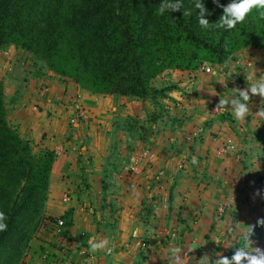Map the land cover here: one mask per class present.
I'll use <instances>...</instances> for the list:
<instances>
[{
    "label": "crops",
    "instance_id": "1",
    "mask_svg": "<svg viewBox=\"0 0 264 264\" xmlns=\"http://www.w3.org/2000/svg\"><path fill=\"white\" fill-rule=\"evenodd\" d=\"M249 50L244 49L241 54L230 59L228 65L219 67L226 74V81L219 71L208 74L200 69L169 70L155 80L154 83L162 77L173 78L176 87L169 94L182 101L185 117L175 126H166L161 130H158V126L162 119L157 124V116L153 118L151 130L156 129L154 137L158 138V142L155 145L151 143L148 148L158 157L137 165L132 175L124 173L122 181H119L117 175L108 172L110 168L100 160L98 152L101 148L96 146L104 145V152L110 150L113 147L111 138L117 135V130L113 131L114 121H120L132 112L141 115L134 105L145 103L149 106V100L141 102L132 97L92 94L74 86L69 94H48L45 103H42V112H39L31 108V105L25 106V99L14 78L17 73L14 71L16 74H11V68L7 75L2 76L3 70L0 72L8 123L23 139L37 144L47 138L43 141L46 144L41 147L47 145L49 149L57 150L58 154L70 121L76 115L73 104L77 92L81 93L80 104L89 114V139L92 141L96 131H102L85 151L87 157L93 155L90 163L86 157L88 164L85 165V178L89 183L99 185L96 191L92 187V212L85 211L78 202L74 204L73 200L70 204L59 201L61 192L58 190V182L65 179L63 175L70 168V173L76 171L75 164L69 167L67 163L66 150L59 154L52 170L54 192H51L46 203L47 216L60 217L72 211L73 224L69 238L64 242L73 251L70 258L75 253L81 255L82 250L84 255L81 261L84 264H222L225 258L235 264L232 258L237 252L233 247L238 246L239 235L251 220L244 208L249 203L251 190L261 189L257 185L252 188L255 176L264 174V95L257 91L260 86L264 88V51L260 52L256 48L253 52L255 57L250 59L253 63L249 60L251 67L247 68L242 59L241 62L237 59ZM230 75L235 76L232 78ZM236 76L238 81H245L244 84L240 83L241 90L236 87L239 84L234 81ZM183 92L187 96H183ZM236 96L238 98L234 102ZM116 103L118 112L113 111L117 108ZM214 104H222L227 114L211 115L208 110ZM241 105L247 111L242 118H236ZM50 110L55 117L52 122L45 119ZM224 115L227 119H224ZM229 119L236 120L244 127L247 125L249 129L239 127L234 132L233 122L225 123ZM101 121L103 126L107 124L102 130L98 128ZM222 124L229 126L222 128ZM74 125L76 128L80 126L78 123ZM206 126L209 129L201 135L203 137L194 138V134L201 127L206 129ZM100 137L104 138L103 141ZM121 137L124 144L120 148L124 154L120 157L127 159L123 161L126 165L134 154L146 147H143L145 145L141 141L131 142V138L123 131L119 134ZM169 138L172 143L177 139L179 141L171 146L167 141ZM228 138L233 139L234 149L219 157L218 149ZM117 145L114 144L119 148L120 141ZM105 154L110 157L108 152ZM182 157H186V160ZM249 160L253 165L248 163ZM246 164L256 168V173L252 174L254 178L248 183L250 186L246 184L247 172L243 170ZM235 193L238 195L236 202L241 200V203L235 202L236 205L234 203L231 210L225 212L223 219L218 218V206L231 203L229 201ZM238 208L242 209L243 215L237 213ZM234 216H240V221L237 222ZM250 239V243L255 242V239ZM142 243L147 247L143 248ZM260 248L261 245H251L244 252L249 256L264 255ZM58 259H61L60 256L55 258V262ZM81 261L79 259L78 264ZM241 264H248L247 259L242 260Z\"/></svg>",
    "mask_w": 264,
    "mask_h": 264
},
{
    "label": "trees",
    "instance_id": "2",
    "mask_svg": "<svg viewBox=\"0 0 264 264\" xmlns=\"http://www.w3.org/2000/svg\"><path fill=\"white\" fill-rule=\"evenodd\" d=\"M239 2L0 0V50L21 47L92 94L147 101L168 70L223 66L241 50L264 47V7L236 20L226 9ZM55 161L52 151L36 157L9 125L0 82V264L22 263L42 223Z\"/></svg>",
    "mask_w": 264,
    "mask_h": 264
},
{
    "label": "rangeland",
    "instance_id": "3",
    "mask_svg": "<svg viewBox=\"0 0 264 264\" xmlns=\"http://www.w3.org/2000/svg\"><path fill=\"white\" fill-rule=\"evenodd\" d=\"M248 49L250 50L246 54L241 55L242 57L239 56L240 58H238L237 61L241 62V59H242L244 62V65H246L247 68L248 67L250 68L251 64L249 63L250 62L253 63L252 60L250 59L251 57H255V54L253 52L256 50V47L251 46ZM257 49H259L260 52L264 51V47H260ZM243 51L244 50H241L235 53L230 59H232L236 54H239V53L241 54V52ZM229 62L230 60L227 63L229 64ZM210 65L213 66V68L216 71H219L220 75L221 76L223 75V80L226 81L227 76L226 74L222 73V71L219 68L220 66L214 65V64H210ZM9 68L13 69L11 74L17 73V76L14 78L17 81V86H19L18 89L21 90L23 94V98L25 99V103H26L25 106L29 107V105H31V108H33L35 111L42 112V108H43L42 103H45L46 96H48V94H50L51 92H57V93L59 92V94L60 93L62 94L64 92V94H69V92L74 90V86L79 87L77 86V84L74 82V80L71 77L63 76V75H59L55 73L48 67V65L45 62L38 60L35 56H33L31 52L21 47H18L16 45H10L6 49L0 50V72L3 70L2 76L7 75V73L10 70ZM225 73H227V71ZM230 76L234 78L235 75H230ZM172 79H173L172 77L168 79V77L166 76V77H162L158 79L156 83H154L155 81L153 82V87L155 88L156 91L158 90L157 91L158 93L155 94L156 98L157 97L158 98L156 100L154 99L149 100L151 102V105L149 106L145 103L143 105H139V104L134 105V107H136L138 111L141 112L140 113L141 115H134L132 112V114H128L127 116L123 117L122 120L114 121L115 125H113V131L117 130L116 131L117 135L115 138H111L113 147H111L110 150H106L104 152L105 150L103 147L104 145L103 146L101 145V147L100 145L96 146L98 148H101V151L98 152L100 154V160L106 164L107 168H110L109 170L107 169L108 172H111L112 174L118 176L117 178L119 179V181L120 180L122 181L123 179L122 176L124 173L125 174L130 173V175H132V173L136 172L133 170V168L134 169L138 168V166L136 167L132 165L133 164L132 159H129L127 164L124 165L123 161H125L126 158L120 157L121 155L124 154V151L120 148L121 145L123 146L124 144L123 137L119 138V134L121 131L125 132L128 138L129 137L131 138L130 139L131 142L141 141L143 145H145L143 147H146V149H150L148 147L151 143L155 145L158 142V138L154 137L155 136L154 131H156V129H154L153 131L151 130L153 128V124H154L153 118L155 116H157L156 120L158 121L155 122L157 124L159 123V119H162L158 126V130H161V128L163 129L166 126H170V127L175 126L178 122L182 121L183 118L185 117V114L183 113L185 109L182 108L183 107L182 101L171 96L169 94V91L167 92V94H164V95H163V91H160L166 88H170V89L175 88L176 86H175V83H173ZM238 80H239L238 76H236L234 81L239 82V84L238 83L236 84V87L238 90H241L242 86L240 85V83L244 84L245 81H238ZM70 87L73 89H71ZM261 88L262 87L260 86L259 89H257L259 94H260ZM153 92L155 91L153 90ZM80 94L81 93H78V92L75 93L76 102L75 104H73V108H74L73 111L74 112L76 111V115H74L70 121V125H69L70 127L67 130L68 133L67 135H65V139H64L65 141H63L64 144L60 146L61 149L59 148L58 154L56 153L57 150L55 148L54 150H56V152L53 151L52 149H49L48 148L49 146L47 145L46 147H41L46 144L43 141L47 140V138H43L41 140V143H37V144L31 143V147L33 150V154L36 157H42L45 153L52 151V152H55L56 159L57 157L59 158L60 156L59 154H62L64 150H66L65 155L67 156V163L69 164V167L75 164L76 171L73 173H70V170H71L70 168L69 171H67L63 175V177L65 178L64 180H62L63 184L60 181L58 182V186H59L58 190L59 192H61L60 193L61 199L59 201L65 204H70V201L73 200L74 204L78 202L79 205H81L82 209L83 208L85 209V211L89 210V212H92V206H94V202L90 198L91 193H92V187L96 191L97 188H99L98 187L99 185H97V183L95 182L89 183L88 180L85 178V172H86L85 165L88 164L86 163V157L88 155L85 154V151L88 149L89 146H91V143L93 142L94 138H96L97 135L99 136V134L102 133V131H96L97 133L95 137H92V141L89 139L90 138L89 137L90 119H88L89 114L86 112V109L83 108V106L79 102V97H81ZM158 95H163V96H158ZM183 96H187V93L183 92ZM4 97H5V91H4ZM237 98L238 96L235 97L234 102L237 100ZM135 100L141 101L136 98ZM141 102H146V101H141ZM152 102L156 105H154ZM5 104H6V100H5ZM115 105H117V103ZM78 108L81 109V111L85 113L84 116H80V110H78ZM113 111L118 112V105H117V108H114ZM53 118H55L53 116V111L52 110L48 111L45 119L52 122ZM224 119H227L226 115H224ZM230 121L233 122L232 126L234 128V132H236L239 127H244L243 125H240L236 120H232V119L227 120L225 123L230 122ZM77 123L80 126L76 128L74 124H77ZM100 123H101V126H98V128L100 129L107 126V124L103 126V121H101ZM204 123L205 122H203L202 124ZM228 124H231V123H228ZM222 125H223L221 126L222 128L224 127L228 128L229 126L225 124H222ZM207 127L208 126H206V129L204 130L203 134H205L208 131L209 128ZM245 127L243 129H249V126L245 125ZM201 128H204V127H201ZM104 132L105 130L103 131V133ZM152 137H154V139L151 141L150 138ZM202 137L203 136L199 137V139ZM229 138L225 139L224 143L226 142L228 143L231 140ZM99 139L103 141L104 138L100 137ZM105 140L106 142H109L108 139H105ZM102 141H100L98 144H100ZM119 141H120V146L118 148L117 144L119 143ZM167 141L169 142V145L174 146V143H176L179 140L177 139L174 143H172L171 139L169 138ZM113 143L117 146H114ZM180 144H181L180 146H182V142ZM129 145H134V144L129 143ZM141 150H144V149H141ZM107 152L110 155V157L105 154ZM139 153L140 151L137 154H134L133 157L138 155ZM217 154L219 157H223L221 156L219 149H218ZM91 156L93 157V155ZM92 157H87V162L90 163V161H92ZM157 157L158 155L156 154L155 158ZM182 158L183 160H186V157H182ZM153 160H156V159H153ZM249 162L251 163V160H249L248 163ZM251 164L253 165V163ZM247 165L249 164H246L245 165L246 167H243L244 169L243 168L242 169L245 170V172H247L246 184L249 185L248 183L251 182L250 179L254 178V175L252 174L254 172L256 173V168H254V166L250 167V165L249 166ZM242 169L240 170L242 171ZM260 171H261V168L259 172ZM71 176H73L74 178H71ZM254 183L255 185L252 184L253 189L255 188L256 185L259 186L261 189L259 188L260 191L251 190V194L249 195L250 196V198H248L249 203L244 208V211L247 213L249 218H251V220L248 223V225L245 227V229L242 231L241 235H239L238 246L233 247V248H236V252L240 250L244 251V249L246 250L247 247L249 249L251 245H259V246L261 245L260 249L264 253V224L258 223V221H264V174L263 175L257 174L255 176ZM53 186L54 185L53 183H51V178H50L49 195L51 194V192H54L52 191V189L54 190ZM235 196L233 197L232 200L229 201L231 203L229 204L223 203L218 206V209H217L218 218L223 219L225 212L227 210L228 211L231 210V208L233 207L232 205L238 199L237 198L238 195H236V193H235ZM238 203H241V200H238ZM224 204L227 205V209L225 210V212H221L220 207L224 206ZM241 210H239L238 208L237 213L239 215H243ZM71 213L72 211L66 213L65 215H61L60 217L59 216L48 217L47 216V206H45L44 215L42 218V223L40 225V228L33 235L27 247L24 249V254H23V259H22L21 264H58V263L59 264H78L79 259L80 261L83 260L84 253L82 250H81V253H82L81 255L75 253L74 257L70 258V255H72L73 251L68 249V245L64 243L69 238L68 234L70 232V227L73 224V216ZM234 217H236L237 222L240 221V216H234ZM55 219L57 220L54 221ZM250 238L255 239V242L250 243V240H251ZM243 245H246V248L245 246L242 247ZM226 253H229V251H227ZM58 256H60L61 259H58V261L55 262V258ZM59 261H61V263ZM83 262L84 261H81L80 264H84Z\"/></svg>",
    "mask_w": 264,
    "mask_h": 264
},
{
    "label": "clouds",
    "instance_id": "4",
    "mask_svg": "<svg viewBox=\"0 0 264 264\" xmlns=\"http://www.w3.org/2000/svg\"><path fill=\"white\" fill-rule=\"evenodd\" d=\"M256 5L264 7V0H240L239 3H234L230 5L226 11L232 14L236 20H242L246 13ZM234 21H229V24L232 25ZM255 88L253 92L255 93ZM260 94L264 95V88H261ZM247 98V97H246ZM247 109L241 105L236 112V118H242ZM258 223L264 224V221H258ZM4 225L0 224V229H3ZM235 261V264H241L242 260L247 259L248 264H264V255L260 256H249L243 250L238 251L232 258ZM222 264H231L226 258L222 261Z\"/></svg>",
    "mask_w": 264,
    "mask_h": 264
},
{
    "label": "built area",
    "instance_id": "5",
    "mask_svg": "<svg viewBox=\"0 0 264 264\" xmlns=\"http://www.w3.org/2000/svg\"><path fill=\"white\" fill-rule=\"evenodd\" d=\"M202 72L208 73V74H213L215 73V69L213 68V66H211L208 62H204L201 67L199 68ZM78 110H80V116H84L85 113L83 111H81V109L78 108ZM209 113L211 115H217L218 113H226L225 107L222 104H214L211 106V108L208 110ZM204 128H200L195 134H194V138L201 136L204 133ZM144 150H141V152L134 156L132 159V165L133 166H137L141 163L144 162H148L151 161L152 159H155L156 154L151 151L150 149H146L143 148ZM234 149V143L233 141H229L228 143H224L223 146L221 148H219V152L221 155H225L227 154L229 151ZM133 170H135L133 168ZM227 209V206L224 204V206L220 207V211L221 212H225V210ZM142 247L146 248L147 245L145 243H142Z\"/></svg>",
    "mask_w": 264,
    "mask_h": 264
}]
</instances>
